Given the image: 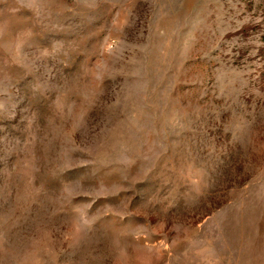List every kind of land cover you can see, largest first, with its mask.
I'll list each match as a JSON object with an SVG mask.
<instances>
[{
	"label": "rangeland",
	"instance_id": "374dc122",
	"mask_svg": "<svg viewBox=\"0 0 264 264\" xmlns=\"http://www.w3.org/2000/svg\"><path fill=\"white\" fill-rule=\"evenodd\" d=\"M0 264H264V0H0Z\"/></svg>",
	"mask_w": 264,
	"mask_h": 264
}]
</instances>
